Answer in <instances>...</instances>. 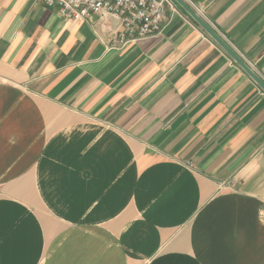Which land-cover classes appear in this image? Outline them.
Here are the masks:
<instances>
[{"label":"crops","instance_id":"obj_1","mask_svg":"<svg viewBox=\"0 0 264 264\" xmlns=\"http://www.w3.org/2000/svg\"><path fill=\"white\" fill-rule=\"evenodd\" d=\"M183 1L264 83V0ZM115 29L0 0V264H264V91L175 1Z\"/></svg>","mask_w":264,"mask_h":264},{"label":"built area","instance_id":"obj_2","mask_svg":"<svg viewBox=\"0 0 264 264\" xmlns=\"http://www.w3.org/2000/svg\"><path fill=\"white\" fill-rule=\"evenodd\" d=\"M48 8H56L65 22L86 21L97 16L104 23H116V41L123 46L130 41L161 32L167 8L173 0H40Z\"/></svg>","mask_w":264,"mask_h":264},{"label":"water","instance_id":"obj_3","mask_svg":"<svg viewBox=\"0 0 264 264\" xmlns=\"http://www.w3.org/2000/svg\"><path fill=\"white\" fill-rule=\"evenodd\" d=\"M183 8L191 18L196 21L203 30L221 47L225 52L254 80V82L264 91V83L249 69V67L211 30L197 14L183 1L174 0Z\"/></svg>","mask_w":264,"mask_h":264}]
</instances>
